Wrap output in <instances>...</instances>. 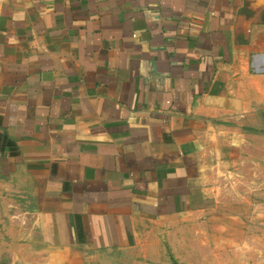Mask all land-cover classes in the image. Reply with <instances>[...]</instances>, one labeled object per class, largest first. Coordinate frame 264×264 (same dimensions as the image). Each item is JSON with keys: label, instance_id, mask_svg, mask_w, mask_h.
<instances>
[{"label": "crops", "instance_id": "1", "mask_svg": "<svg viewBox=\"0 0 264 264\" xmlns=\"http://www.w3.org/2000/svg\"><path fill=\"white\" fill-rule=\"evenodd\" d=\"M257 158L264 0H0V233L45 245L19 254L139 264L138 221L207 220Z\"/></svg>", "mask_w": 264, "mask_h": 264}, {"label": "rangeland", "instance_id": "2", "mask_svg": "<svg viewBox=\"0 0 264 264\" xmlns=\"http://www.w3.org/2000/svg\"><path fill=\"white\" fill-rule=\"evenodd\" d=\"M258 146L257 143V150ZM245 162L237 168L238 184H231L232 176L218 179L223 190L207 220L181 217L171 221H138L131 241L144 252L139 264H264V194L260 191L264 190V160H255L254 176L252 160ZM256 192L257 206L252 204ZM15 230L10 233L12 238L3 237L6 230L0 233V249L15 248L16 262H41L38 253H18L19 248L29 245L37 252L44 250L36 230L29 238ZM7 262V256L0 254V264Z\"/></svg>", "mask_w": 264, "mask_h": 264}]
</instances>
